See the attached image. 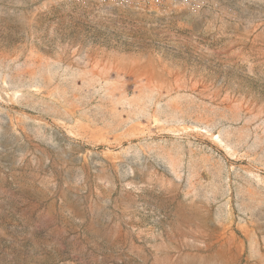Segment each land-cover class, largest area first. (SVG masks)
Returning a JSON list of instances; mask_svg holds the SVG:
<instances>
[{"label": "rangeland", "instance_id": "rangeland-1", "mask_svg": "<svg viewBox=\"0 0 264 264\" xmlns=\"http://www.w3.org/2000/svg\"><path fill=\"white\" fill-rule=\"evenodd\" d=\"M0 264H264V0H0Z\"/></svg>", "mask_w": 264, "mask_h": 264}, {"label": "built area", "instance_id": "built-area-1", "mask_svg": "<svg viewBox=\"0 0 264 264\" xmlns=\"http://www.w3.org/2000/svg\"><path fill=\"white\" fill-rule=\"evenodd\" d=\"M95 3L113 2L123 7L132 8L134 6L143 8L160 9L164 6L180 7L191 11L204 10L209 6V0H89Z\"/></svg>", "mask_w": 264, "mask_h": 264}]
</instances>
